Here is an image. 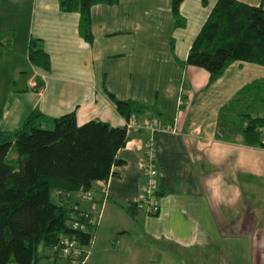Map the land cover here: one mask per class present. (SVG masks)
Returning a JSON list of instances; mask_svg holds the SVG:
<instances>
[{
    "label": "crops",
    "instance_id": "crops-1",
    "mask_svg": "<svg viewBox=\"0 0 264 264\" xmlns=\"http://www.w3.org/2000/svg\"><path fill=\"white\" fill-rule=\"evenodd\" d=\"M59 1L0 0V41H9L0 63V130L20 126L35 108L50 118L74 111L78 125L123 127L107 91L148 106L139 118L164 124L152 134L159 211L127 210L146 178L148 133L139 131L117 152L100 218L103 210V218H128L157 241L120 243L114 262L136 264L138 253L129 251H144L151 264H264V144L216 136L220 107L264 78V65L236 60L209 82L204 68L184 62L216 0H183V26L174 24L171 0L94 4L91 41L79 31V13L61 10ZM237 1L264 8V0ZM30 37L42 41L50 67L31 64L21 77L15 49L25 55ZM96 231L86 264L98 250ZM114 231L127 235L121 225Z\"/></svg>",
    "mask_w": 264,
    "mask_h": 264
},
{
    "label": "trees",
    "instance_id": "trees-1",
    "mask_svg": "<svg viewBox=\"0 0 264 264\" xmlns=\"http://www.w3.org/2000/svg\"><path fill=\"white\" fill-rule=\"evenodd\" d=\"M182 1L171 0L177 26L185 24L179 11ZM117 2L60 0L59 5L63 11L79 13V31L91 41V6ZM8 46V40L0 41V57ZM27 54L31 64L49 69V56L40 39L29 38ZM236 60L264 65V8L237 0H216L184 62L204 68L213 82ZM107 94L125 118L131 114L139 117L149 108L133 99ZM263 128L264 78L247 83L220 107L216 136L249 146L262 145ZM127 140L124 127L100 120L78 125L74 111L50 118L37 108L20 126L0 130V264H39L41 257L70 264L73 256L82 258L100 217L96 211L71 204L70 196L85 193L98 204L95 197L105 196L112 167L121 163L117 152ZM13 145L17 155L8 159ZM51 193L57 201L51 199ZM127 210L133 215L139 206L129 204ZM65 240H75L76 244L66 248ZM40 246L50 251L40 253ZM64 249L69 253L64 254Z\"/></svg>",
    "mask_w": 264,
    "mask_h": 264
},
{
    "label": "rangeland",
    "instance_id": "rangeland-1",
    "mask_svg": "<svg viewBox=\"0 0 264 264\" xmlns=\"http://www.w3.org/2000/svg\"><path fill=\"white\" fill-rule=\"evenodd\" d=\"M23 11H21L22 13ZM22 22V21H21ZM21 28V27H20ZM19 46L17 47V49H15V53L16 56L18 57V62L15 63H19V65L22 67V71L25 72H21V77L28 76L31 74V63L28 60L27 57V53L24 55V53H19ZM2 62V57H0V63ZM32 69V67H31ZM17 155L16 152V148L15 146H11L8 154H7V158L8 159H13L15 158ZM51 199L53 201H57L58 197L56 196V194L51 193ZM70 202L71 204H74L75 206L79 207L82 210H88V208L90 209V206L93 205V203L95 204L94 201H90L88 198H86L85 193H73L70 196ZM101 204V203H100ZM98 205V204H97ZM104 216V210H103V214L99 220L98 226L96 228L99 229V241H98V250H95L96 253L93 256V258H90L91 261L89 260L88 264H116L114 261L115 259H117L118 257H121V255L117 256L115 254V251L117 249V246L120 245V243H139V242H155L157 241V239H155V237H152L150 235L145 234L142 231L141 228V224L137 223V222H131L128 218L125 220L123 219V216L121 217H112V216H108V213ZM124 226L125 228H127V235L121 237L120 233L114 231L115 228H118L119 226ZM97 231H95V235L92 237L93 240V244L89 243L87 245V250L89 251V253L91 252L93 246H94V242H95V237H96V233ZM97 245V242H96ZM97 249V248H96ZM50 250L48 248H45L43 246L39 247V252H49ZM129 253H138V257L139 260L137 261L136 264H151V263H147L145 262V256H142V253H144V251H129ZM127 253V258L130 257V254ZM146 253V252H145ZM124 257V256H123ZM133 257V255H132ZM39 264H66L65 262L57 259V261L55 263L49 261L46 257H41L39 259ZM127 264H131L129 262H127Z\"/></svg>",
    "mask_w": 264,
    "mask_h": 264
},
{
    "label": "built area",
    "instance_id": "built-area-1",
    "mask_svg": "<svg viewBox=\"0 0 264 264\" xmlns=\"http://www.w3.org/2000/svg\"><path fill=\"white\" fill-rule=\"evenodd\" d=\"M123 127L125 129V134L127 138H129L130 136H132V134L139 131H146L148 133V137L146 141L147 152L144 163V171L146 178L141 188L138 205L146 212V214L154 215L158 213L159 205L157 201V197H158V187L156 181L157 167L155 164L154 142H153L152 134L155 130L162 128V122L157 119H148V118L142 119L136 116L135 114H131L129 117L125 119V123ZM168 130H171V128ZM104 200H105V196L103 197L100 206H98L96 203L95 204L93 203V205L90 206L89 210L98 212L100 217ZM64 243L66 244V248H68L74 246L76 244V241L65 240ZM90 243L93 244V240H90ZM75 251L77 252L78 250ZM83 251L84 254L82 258L79 259L73 256L70 264H84L87 261L89 251L87 250V248L84 249ZM68 253L69 250L64 249V254H68Z\"/></svg>",
    "mask_w": 264,
    "mask_h": 264
}]
</instances>
